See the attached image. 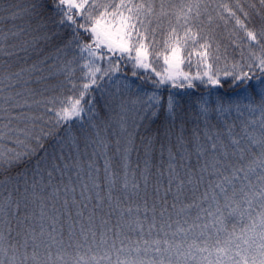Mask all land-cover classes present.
I'll return each instance as SVG.
<instances>
[{
	"label": "snow or ice",
	"instance_id": "snow-or-ice-1",
	"mask_svg": "<svg viewBox=\"0 0 264 264\" xmlns=\"http://www.w3.org/2000/svg\"><path fill=\"white\" fill-rule=\"evenodd\" d=\"M0 264H264V0H0Z\"/></svg>",
	"mask_w": 264,
	"mask_h": 264
}]
</instances>
